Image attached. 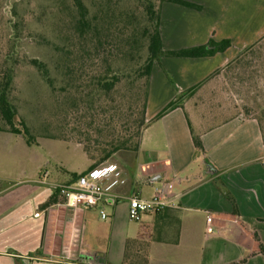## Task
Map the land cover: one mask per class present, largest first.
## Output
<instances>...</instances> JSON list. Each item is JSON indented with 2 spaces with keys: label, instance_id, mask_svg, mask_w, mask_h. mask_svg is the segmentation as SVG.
<instances>
[{
  "label": "crops",
  "instance_id": "obj_1",
  "mask_svg": "<svg viewBox=\"0 0 264 264\" xmlns=\"http://www.w3.org/2000/svg\"><path fill=\"white\" fill-rule=\"evenodd\" d=\"M186 1L202 9L171 2L160 6L164 51L201 46L211 39L231 45L210 57L162 56L154 63L145 114L150 123L138 153L114 161L125 179L114 189L122 198L107 220L95 209L67 207L60 196L46 205L56 184L72 182L71 174L64 170V178L51 173L40 183L44 168L39 164L27 180L24 143L0 132L5 154L0 159V264H139L124 261L128 239L150 240L148 264H264V121L237 115L207 128L204 116L195 121L188 111L193 95L183 108L153 120L179 93L223 70L264 37V0L261 5H255L259 0ZM188 121L203 152L194 146ZM164 182L174 183L172 204L131 220L123 197L140 190L150 200ZM119 218L126 219L124 230ZM101 227L108 229L106 245H100ZM98 247L102 250L96 251Z\"/></svg>",
  "mask_w": 264,
  "mask_h": 264
},
{
  "label": "rangeland",
  "instance_id": "obj_2",
  "mask_svg": "<svg viewBox=\"0 0 264 264\" xmlns=\"http://www.w3.org/2000/svg\"><path fill=\"white\" fill-rule=\"evenodd\" d=\"M82 1L88 17H98V31L93 33L90 43L83 42V49L74 33L73 25L79 13L73 0H0V71L13 70L10 100L18 111L16 120L23 119L38 138V145L29 146L22 137L14 136L15 141L24 143L27 180L36 175L39 164H43V172L48 171L55 177L65 178L64 170L70 174L82 173L90 165L78 144L85 138L84 134L105 143L114 134L112 121L120 123L122 119L131 127L140 119L143 88L137 76L147 56L148 42L143 35L149 18L147 6L152 4L157 10L159 1ZM262 2L256 1L255 5ZM69 48L80 55L68 62L67 69L73 68L76 80L67 86L61 73L66 69L64 57ZM34 59L45 64L54 89L31 64ZM105 69L122 77V82L108 95L92 79ZM61 86L65 92H59ZM188 100L191 116L195 121L197 116H204L207 128L237 115L264 121V38ZM59 135L72 143L45 139ZM1 149L0 159L5 158ZM119 224L124 230L126 219L119 218ZM99 231L100 245H106L108 229L101 227ZM99 248L102 250L98 247L96 251ZM133 260L141 262L143 258Z\"/></svg>",
  "mask_w": 264,
  "mask_h": 264
},
{
  "label": "trees",
  "instance_id": "obj_3",
  "mask_svg": "<svg viewBox=\"0 0 264 264\" xmlns=\"http://www.w3.org/2000/svg\"><path fill=\"white\" fill-rule=\"evenodd\" d=\"M74 4L77 8L79 16L76 18L74 23V33L79 39L78 44L80 48H84V43L88 44L92 41L95 34L94 32L98 31V24L96 23L98 17L95 15L93 18H89L87 14V8L85 7L82 0H73ZM159 6L157 10L154 9V6L151 4L147 6L148 13V22L147 26L143 31V35L147 38V56L144 60V63L138 69L137 79L139 84L142 82L143 88V97H142V105L140 112V119L133 124L131 127L126 125V122L120 119V123L118 121H112V129L114 134L111 135V138L106 140L105 143H101L97 138H92L89 134L83 135V140L80 141V144L83 148V151L86 153L88 159L91 161V165L88 170L98 167L101 164L114 162L118 156H123L125 154L131 153L136 155L140 149L142 135L144 129L148 126L150 122L146 121V107L148 100V92H149V83L152 74V68L156 61H158L162 56L169 57H186V58H200V57H210L214 56L219 52L225 51L229 48L230 41L223 40L220 42H216L213 39L209 40L208 43L189 48L182 49L178 51H164L162 47L161 35H160V6L163 2H171L181 6H185L188 8L201 10L202 7L195 3L186 1V0H158ZM93 34V35H92ZM264 38V37H263ZM262 38V39H263ZM99 40V39H98ZM87 41H89L87 43ZM84 42V43H83ZM259 42V41H258ZM255 45V44H254ZM253 45V46H254ZM252 46L245 49L239 57H237L234 61L238 60L244 53L251 50ZM80 53L76 52L74 48H69L66 53L64 60L66 62L65 70H62V81L65 82V85H72L74 82H71L73 79V68L67 69L69 67L68 62H71L72 57ZM31 64L35 66L42 74L44 79L49 84V87L52 89L55 88L51 77L49 76L48 70L44 63L34 59L31 60ZM231 64V63H230ZM229 64V65H230ZM221 70L215 72L211 75L207 80H205L200 85L193 87L192 89L179 93L153 120H158L162 118L167 113L171 112L176 108H183L184 100L195 94L200 87H202L207 81H209L213 76L219 74ZM0 132L10 133L16 136L22 137L27 145L33 146L38 145V138H36L32 133L28 125L23 119L16 120L18 117V111L16 106L10 100V94L13 89L14 82V72L12 69H2L0 71ZM111 73L105 69L102 73H100L97 77H93V80L97 81V85L100 89L106 94H110L115 87L120 84L122 81V77L118 73ZM123 76V75H122ZM64 85V86H65ZM65 92V87H59V92ZM189 126L191 128V124L188 121ZM128 126V129H127ZM193 134V143L197 150L203 152L202 142L196 134ZM45 139L59 140L66 143H72L68 139H66L63 135L59 136H47ZM87 170V171H88ZM87 171L83 172L86 173ZM81 173V174H83ZM80 174L72 173V181L76 180ZM220 189L223 194L230 200H233L231 194L220 185ZM57 193L47 201L46 205H51L56 202ZM150 243V240L144 241L139 239H128L126 242V251L124 255L125 263L129 262H137L139 264H148V253L147 248ZM260 251L264 255V248L261 246ZM142 257L143 260L140 262L138 260H133V258Z\"/></svg>",
  "mask_w": 264,
  "mask_h": 264
},
{
  "label": "built area",
  "instance_id": "obj_4",
  "mask_svg": "<svg viewBox=\"0 0 264 264\" xmlns=\"http://www.w3.org/2000/svg\"><path fill=\"white\" fill-rule=\"evenodd\" d=\"M48 175V171L43 172L39 182L43 183V178H47ZM124 179L125 172L121 166L108 162L80 174L76 180L68 184H56L54 193L64 199L63 204L67 207L95 209L102 220H107L110 209L122 198L114 192V189ZM173 190L174 183L164 182L160 188L155 189L150 200L144 199L140 190H135L123 197L128 200L129 218L133 221H140L144 215L157 213L170 206ZM35 215L39 216L40 212ZM212 231V218L208 215L207 232Z\"/></svg>",
  "mask_w": 264,
  "mask_h": 264
}]
</instances>
